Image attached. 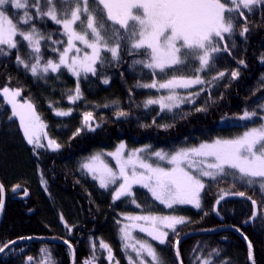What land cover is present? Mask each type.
<instances>
[{"label":"snow or ice","instance_id":"snow-or-ice-1","mask_svg":"<svg viewBox=\"0 0 264 264\" xmlns=\"http://www.w3.org/2000/svg\"><path fill=\"white\" fill-rule=\"evenodd\" d=\"M257 8L264 10V0H0V56H8L11 50H16L17 65L34 78H47L51 73L59 79L60 75L56 74H62L61 70L66 69L76 78L74 90H69L72 94L67 95L70 104L83 99L81 78L95 77L102 74L105 68L127 63L125 56L138 57L132 59L130 66L149 70L152 79L151 82L138 80L136 86L167 92L166 95L147 99L145 107L159 105L161 111H172L185 102H195L193 97L199 92L182 96L178 90L210 82L200 74L215 68L217 54H232L234 37H247L251 31V16ZM45 18L58 25L60 35L66 39L52 40L51 33L46 34L38 28L36 21L43 23ZM46 40H51L54 45H63L62 49L51 48L57 54V60H45L41 42ZM24 47L28 51L22 55ZM260 60L264 63V54ZM237 63L247 66L242 59ZM225 75L224 71H217L212 80ZM227 75L236 80L240 77V70L234 69ZM102 82L107 85L109 78L105 77ZM261 87L264 88V77L261 78ZM21 95L22 89L12 87L10 80L0 87V97L11 109L7 119L19 121L23 137L33 147L34 154H37L36 149L45 147L58 151L61 145L48 136L45 131L47 124L38 114L36 105L30 98L21 100ZM49 108H53L51 103ZM205 110L196 109L198 112ZM53 111L57 117H67L72 115L73 110L57 107ZM127 115L119 111L117 118ZM256 117L261 121L258 125L246 127L235 137L217 138L191 147L181 146L170 152L154 150L151 145L128 151L121 142L113 152L89 156L80 168L98 182L100 189L110 194L113 204L130 202L138 209L142 205L136 198V188L145 189L152 200L166 208L190 205L199 210L206 190L210 191L212 187L209 181L219 184L231 180L257 190L261 196L260 204L245 191L230 192L221 188L214 200L213 211L219 215L218 206L228 195L244 197L251 202L253 209L248 220L244 221L248 223L258 215V207L264 209V115L255 110H245L237 117L241 121ZM94 119L92 112H85L83 127L95 131L92 125ZM153 123L156 121L153 120ZM81 131L82 128H77L73 138ZM42 138L47 140L46 145ZM106 156L115 161V166L105 159ZM152 157L156 158L155 161ZM4 191V185L0 184V211L4 208ZM122 215L126 221L119 229L123 248L135 254L127 256L128 264H170L164 257L163 249L157 245L172 248L175 264H184L178 226L187 224L188 218L151 212ZM63 219L61 216L62 222ZM116 223L121 224V221ZM65 227H69L66 222ZM133 230L150 237L156 244L134 237ZM235 231L248 241L239 227H235ZM15 243L0 242V253L6 249L11 251V245ZM64 243L71 250V243L68 240ZM99 247L107 251L109 264H119L109 244L101 241ZM247 248L248 260L256 264L251 241H248ZM41 251L44 258L39 264H54L51 253L47 249ZM213 257H221L219 249L212 248L203 255L195 256L194 260L199 264H214ZM27 259L28 264H32L34 258L29 256ZM221 261L222 264H230L223 257ZM85 264H96L95 254Z\"/></svg>","mask_w":264,"mask_h":264},{"label":"trees","instance_id":"trees-1","mask_svg":"<svg viewBox=\"0 0 264 264\" xmlns=\"http://www.w3.org/2000/svg\"><path fill=\"white\" fill-rule=\"evenodd\" d=\"M36 25L46 34L51 33L53 38L61 37L58 25L46 18L43 23L36 21ZM250 28L246 38L234 37L235 47L231 55L217 54L215 68L201 74L210 82L203 85L195 102L171 112L160 111L155 106L145 107L149 93L136 85L138 80L151 82L152 77L149 70L130 66L132 59L138 57L125 56L127 63L105 68L102 74L82 80L83 99L69 104L67 95L72 94L69 90H74L75 81L68 74H61L59 79L49 76L45 82L17 65L16 50H11L8 56H0V87L10 80L12 87L21 88L20 99L32 100L47 124L48 136L61 145L58 151L42 148L36 149L37 154H34L33 147L24 142L18 123L7 119L9 111L0 98V184L4 185L7 193L0 242L38 238L26 245L22 242L15 245L0 258V264H28L29 256L34 258L32 264H38L44 257L41 249L51 253L54 264H71L69 249L55 243V240L71 243L74 264H85L93 254L96 264H109L106 251L99 247L100 240L112 248L115 261L128 264L116 221L120 215L136 209L130 202L113 204L110 194L100 189L80 168L81 163L93 153L111 150L122 141L130 146L151 145L154 150L170 152L181 146L191 147L217 138L235 137L245 131L250 123L237 117L245 110L260 113L264 103V88L261 87L264 63L260 60L264 54V10L255 9ZM27 51L24 47L21 54ZM45 52L54 57V52L48 49ZM241 59L246 67L237 63ZM237 68L240 77L233 80L227 73ZM217 71H224L226 75L213 81L212 76ZM105 77L109 78L108 85L102 83ZM50 103L53 108H72V115L55 117L53 108H49ZM197 108L206 110L198 112ZM119 111L128 115L118 119ZM85 112H92L95 117L93 123L99 124L95 131L82 127ZM77 128H82V131L73 138ZM208 183L212 187L210 191L206 190L201 209L182 207L175 210L176 214L189 221L178 226L179 239L186 237L180 244L184 264H199L194 257L212 248L219 249L221 257L230 264H249L248 241L253 244L256 264H264V209L258 207L256 218L244 223L253 211L251 202L244 197L228 195L218 206L219 215L213 211L214 200L221 188L230 192L245 191L259 205L261 196L257 190L231 180ZM25 189L29 197L15 199ZM135 192L142 205L140 212L161 214L166 211L145 190L136 189ZM65 222L69 227H65ZM234 226L247 235L248 241L235 231ZM170 236L175 238L174 234L170 233ZM158 248L163 249L170 264H175L172 248ZM221 257H213L214 264H222Z\"/></svg>","mask_w":264,"mask_h":264},{"label":"rangeland","instance_id":"rangeland-1","mask_svg":"<svg viewBox=\"0 0 264 264\" xmlns=\"http://www.w3.org/2000/svg\"><path fill=\"white\" fill-rule=\"evenodd\" d=\"M51 22V21H50ZM59 27V26H58ZM60 29V28H59ZM53 36V35H52ZM58 37L56 36V38H53L52 37V40H60V39H66L65 37H63L62 35H61V37H59L58 39H57ZM42 43V52H43V54H44V58H45V60L46 59H48V58H52V59H54V60H57L58 59V56H57V54L55 53L54 54V57L53 56H49L48 54H46V52H45V50L46 49H48L49 51H51V48H53V47H56V48H61L62 49V47H63V45H60V46H56V45H54V44H52V42H51V40H46V41H42L41 42ZM46 43H49L48 44V46L46 45ZM43 62V61H42ZM61 72H62V74H65V75H69L70 77H72V79L75 81V84H76V78L75 77H73L70 73H68L67 71H66V69H62L61 70ZM30 73V72H29ZM202 74V73H201ZM200 74V75H201ZM56 75H60L61 76V74H56ZM49 76H53V78H56V76L55 75H53V74H51V73H49ZM48 76V77H49ZM47 77V78H48ZM89 77H92L91 75H89ZM47 78H43L44 80L45 79H47ZM203 78V77H202ZM36 79H40V78H36ZM82 80H84L83 78H81V80H80V86H81V82H82ZM103 81V80H102ZM103 83V82H102ZM104 84V83H103ZM109 84V83H108ZM107 84V85H108ZM104 85H106V84H104ZM75 88V87H74ZM204 87H203V85H196V86H194V87H192V88H189V89H179L178 91H179V93L182 95V96H186V95H188L189 93H195V92H201L202 90L201 89H203ZM147 91H148V93H149V96L147 97V99H149V98H157V97H159L160 95H166L167 94V92H166V90H160V91H157V90H155V89H147ZM199 96V95H198ZM198 96H194L193 97V99L194 100H196L197 98H198ZM1 98V100L3 101V98L2 97H0ZM146 99V100H147ZM187 103H190V102H185V103H183V104H181L180 106H182V105H185V104H187ZM70 104V103H69ZM6 105V104H5ZM7 106V108H8V111H9V115H10V111H11V109H10V106H8V105H6ZM158 107L159 108V105H150L149 107ZM263 106H264V103H263ZM67 109H69V108H67ZM67 109H63V110H67ZM72 109V108H71ZM176 108H174L173 110H175ZM159 110H160V108H159ZM172 110V111H173ZM161 111V110H160ZM165 112H171V111H167V110H164ZM260 114L261 115H264V111H262V108H261V112H260ZM54 116L55 117H57L55 114H54ZM67 117H69V116H67ZM57 118H66V117H57ZM15 120V119H14ZM17 123H18V125H19V121L18 120H15ZM249 123H250V126L249 127H251V126H256V125H258L261 121L259 120V117H256V118H253V120H250V121H248ZM92 125H93V127H95V128H97L96 127V124H94L93 122H92ZM82 127H83V117H82ZM85 130H87V131H89L88 130V128L87 127H83ZM21 130V129H20ZM46 131V130H45ZM21 134H22V137H23V132H22V130H21ZM23 140H24V142L27 144V142H26V140L24 139V137H23ZM42 142L46 145L47 144V140H45V139H43L42 138ZM125 145H126V150H128V151H130V150H132V149H135V148H141V147H144V146H138V147H136V146H130L128 143H126V142H124V141H122ZM121 142H119V143H117L116 145H115V147H113L111 150H101V151H97V152H95V153H93V154H96V153H100V152H103V153H107V152H113V151H115L116 150V148L118 147V145L120 144ZM28 145V144H27ZM29 146H31V145H29ZM46 148V147H45ZM47 149V148H46ZM48 150H50V149H48ZM50 151H52V150H50ZM92 154V155H93ZM91 156V155H90ZM89 157V156H88ZM87 157V158H88ZM105 159L112 165V166H115V161L111 158V157H105ZM155 157H152V160L153 161H155ZM86 160V159H85ZM84 160V161H85ZM83 161V162H84ZM82 162V163H83ZM158 162V161H157ZM81 163V164H82ZM160 163H163V162H160ZM163 166H166V167H170L169 165H163ZM96 183H97V185H98V182L97 181H95ZM99 186V185H98ZM136 189H140V188H136ZM135 189V190H136ZM141 190H145V189H141ZM146 191V190H145ZM147 192V191H146ZM150 195V194H149ZM157 204H159L160 206H162L166 211L164 212V213H161V214H159V213H153V212H151V213H153V214H156V215H169V214H175V215H179V214H176L175 213V210L176 209H178V208H182V207H188V208H191V209H193V210H197V209H195V208H193L192 206H190V205H177V206H174V209H169V208H166L164 205H161L158 201H155ZM135 209H136V211H134V212H131L130 214H147V213H143V212H140L139 211V209L138 208H136L135 207V205H132ZM149 213V212H148ZM119 220L121 221V224H118V229H120V227L122 226V224L123 223H126V221H124L123 220V215H120L119 216ZM120 232V231H119ZM120 235H121V233H120ZM133 236L134 237H137V238H140V239H145V240H149L151 243H153L154 245L156 244V242L155 241H151V238L150 237H147L145 234H143V233H139L137 230H133ZM100 242H101V240L99 241V245H100ZM14 247V246H13ZM157 247H159L158 245H157ZM102 249V248H101ZM6 252H7V250H6ZM129 254H131V255H135L134 253H130V250H129V252H127V256L129 255ZM108 253H107V251H106V259H107V261H108ZM42 258H44V257H41V259ZM70 262H71V256H70ZM73 262H74V259H73ZM109 262V261H108ZM39 264V263H38ZM72 264V263H71Z\"/></svg>","mask_w":264,"mask_h":264},{"label":"bare ground","instance_id":"bare-ground-1","mask_svg":"<svg viewBox=\"0 0 264 264\" xmlns=\"http://www.w3.org/2000/svg\"><path fill=\"white\" fill-rule=\"evenodd\" d=\"M29 197V193H28V191H27V195H25V191H24V193L23 194H21V195H19L18 196V198H15V199H17V200H24V199H27ZM3 200H4V211H5V206H6V203H7V193L4 191V196H3ZM8 202H9V200H8ZM3 216H4V214H3ZM3 220V219H2ZM2 223V222H1ZM1 225V224H0ZM38 240V238H31V239H28V238H23V239H20L19 241H20V243L22 242L24 245H26V244H28V243H31V242H33V241H37ZM14 247H13V245H11V249H13ZM7 252H10L8 249H7ZM7 252H4L1 256H0V258L4 255V254H6Z\"/></svg>","mask_w":264,"mask_h":264},{"label":"water","instance_id":"water-1","mask_svg":"<svg viewBox=\"0 0 264 264\" xmlns=\"http://www.w3.org/2000/svg\"><path fill=\"white\" fill-rule=\"evenodd\" d=\"M3 196H4V193H3ZM3 214H4V208H3V210L2 211H0V224H1V222H2V219H3ZM186 237H183V238H181L180 240H181V242L185 239ZM55 243H60V244H62V245H65L66 247H68V245L67 244H65V243H63V242H59V241H54ZM20 243V241H18V242H16L13 246H15V245H17V244H19ZM69 248V247H68ZM7 250V249H6ZM6 250H5V252H6ZM70 250V249H69ZM3 253H0V256L2 255ZM70 256H71V263L72 264H74V262H73V259H74V254H73V249L71 248V250H70ZM249 264H251V261H249Z\"/></svg>","mask_w":264,"mask_h":264}]
</instances>
